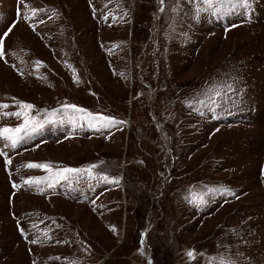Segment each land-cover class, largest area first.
<instances>
[{"label":"rangeland","instance_id":"rangeland-1","mask_svg":"<svg viewBox=\"0 0 264 264\" xmlns=\"http://www.w3.org/2000/svg\"><path fill=\"white\" fill-rule=\"evenodd\" d=\"M0 40V128L36 126L0 138V264H264V0H0Z\"/></svg>","mask_w":264,"mask_h":264},{"label":"snow or ice","instance_id":"snow-or-ice-1","mask_svg":"<svg viewBox=\"0 0 264 264\" xmlns=\"http://www.w3.org/2000/svg\"><path fill=\"white\" fill-rule=\"evenodd\" d=\"M161 3H163V0H160ZM248 3V0H203V4L208 6V9H210L213 14H220L221 12H224L226 15H231L233 12H235L236 8L238 6H246ZM225 9H228L225 12ZM205 9H200V11H204ZM37 10L33 9V13L35 14ZM235 27V25H233ZM5 36L7 33L4 34ZM4 51L2 47V40H0V58H3ZM230 89V86H229ZM216 95H220L217 93ZM219 101H217L215 98L211 99V103L217 104ZM8 105L6 104H0V109L7 108ZM20 107L22 109H32V105L25 104L24 102H20ZM66 108H71L74 111L80 112V119L87 120L88 126L92 128H107L112 125H115L118 123L113 117H107L102 116L99 114H91L87 113L86 110H80L77 109V106L75 105H66ZM21 112H14V113H4V115H15L20 116ZM122 123V122H120ZM36 126L32 123L31 116H28L24 123L19 125L16 128H0V138H3L4 140L8 141L9 143L6 144L7 147L16 148L18 144H20L25 136L29 134V131H35ZM0 155H5L2 151H0ZM6 163H11L10 160H7ZM26 167L29 168H44L47 169L52 175L49 177L39 178V177H31L26 183L32 184V183H39L42 179H53V178H59V179H67L70 174H83L87 173L88 178H92V169L96 167V165H91L88 168L85 169H73V168H63V169H55L53 171L52 166L50 164H38V163H32L29 162ZM101 179L105 182H118L114 180H109L107 176L101 177ZM52 184H49V187H51ZM15 187V185H14ZM35 243V241H33ZM187 255L192 258L193 252L191 250L188 251ZM221 264H227L225 261H221Z\"/></svg>","mask_w":264,"mask_h":264}]
</instances>
